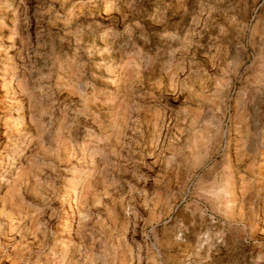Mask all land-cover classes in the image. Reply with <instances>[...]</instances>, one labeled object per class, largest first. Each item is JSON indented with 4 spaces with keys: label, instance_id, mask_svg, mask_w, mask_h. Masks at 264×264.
<instances>
[{
    "label": "rangeland",
    "instance_id": "obj_1",
    "mask_svg": "<svg viewBox=\"0 0 264 264\" xmlns=\"http://www.w3.org/2000/svg\"><path fill=\"white\" fill-rule=\"evenodd\" d=\"M0 264H264V0H0Z\"/></svg>",
    "mask_w": 264,
    "mask_h": 264
}]
</instances>
